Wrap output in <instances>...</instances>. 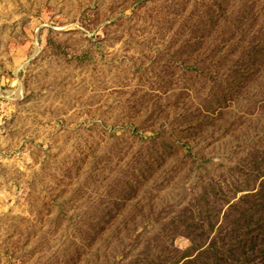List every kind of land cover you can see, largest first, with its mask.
<instances>
[{"label":"rangeland","instance_id":"obj_1","mask_svg":"<svg viewBox=\"0 0 264 264\" xmlns=\"http://www.w3.org/2000/svg\"><path fill=\"white\" fill-rule=\"evenodd\" d=\"M0 264H264V0H0Z\"/></svg>","mask_w":264,"mask_h":264}]
</instances>
